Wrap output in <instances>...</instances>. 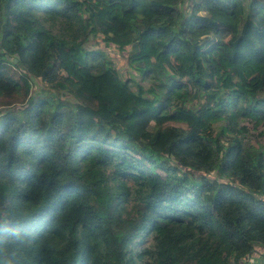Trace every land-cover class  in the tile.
I'll return each mask as SVG.
<instances>
[{"label":"trees","instance_id":"obj_1","mask_svg":"<svg viewBox=\"0 0 264 264\" xmlns=\"http://www.w3.org/2000/svg\"><path fill=\"white\" fill-rule=\"evenodd\" d=\"M183 3L0 0V264L264 263V0Z\"/></svg>","mask_w":264,"mask_h":264},{"label":"rangeland","instance_id":"obj_2","mask_svg":"<svg viewBox=\"0 0 264 264\" xmlns=\"http://www.w3.org/2000/svg\"><path fill=\"white\" fill-rule=\"evenodd\" d=\"M189 9V10H188ZM181 10L185 13L187 11H193L194 8L190 4V0H184V3L181 6ZM203 13H201L202 15ZM87 48L91 51L95 50H104L107 54V57L109 58L111 65L116 68L118 73L123 76V78L129 77L133 78L134 81H138L140 79L139 75L135 74L134 71L130 70L127 67L126 63V56L124 53L119 52L115 48L106 49L103 47L101 43L100 38H92L90 42L87 45ZM62 79V75L58 74L56 78L54 77L52 82H56ZM34 83V86H32V95L36 96V91L40 88L44 91V93L52 92L54 91L51 87V82L48 81L46 83L41 82V80H32ZM56 93V92H55ZM60 96V93L57 94ZM61 98V96H60ZM63 99H65L66 103V113L67 115L71 114V109L68 106V103H70L72 100L66 99L65 96H62ZM65 123H68L67 120H65ZM226 126L229 127V132L237 135L239 138L242 139L243 145L264 151V135L263 133V126L262 125H255L253 121H241L239 122V125L237 128H233L230 126L229 121L226 118L219 119L215 122V126ZM260 259H262L260 257Z\"/></svg>","mask_w":264,"mask_h":264},{"label":"crops","instance_id":"obj_3","mask_svg":"<svg viewBox=\"0 0 264 264\" xmlns=\"http://www.w3.org/2000/svg\"><path fill=\"white\" fill-rule=\"evenodd\" d=\"M255 264H264L262 259H257V262Z\"/></svg>","mask_w":264,"mask_h":264},{"label":"water","instance_id":"obj_4","mask_svg":"<svg viewBox=\"0 0 264 264\" xmlns=\"http://www.w3.org/2000/svg\"><path fill=\"white\" fill-rule=\"evenodd\" d=\"M137 44V43H136Z\"/></svg>","mask_w":264,"mask_h":264}]
</instances>
